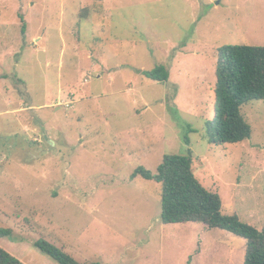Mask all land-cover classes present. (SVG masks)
Returning a JSON list of instances; mask_svg holds the SVG:
<instances>
[{
	"label": "rangeland",
	"instance_id": "rangeland-1",
	"mask_svg": "<svg viewBox=\"0 0 264 264\" xmlns=\"http://www.w3.org/2000/svg\"><path fill=\"white\" fill-rule=\"evenodd\" d=\"M264 47V0H0V247L56 264H242L245 240L160 222L163 156H192L223 214L264 224V100L211 145L217 48ZM162 66L163 82L145 72Z\"/></svg>",
	"mask_w": 264,
	"mask_h": 264
},
{
	"label": "trees",
	"instance_id": "trees-1",
	"mask_svg": "<svg viewBox=\"0 0 264 264\" xmlns=\"http://www.w3.org/2000/svg\"><path fill=\"white\" fill-rule=\"evenodd\" d=\"M213 117L205 125L209 144L219 146L244 142L251 136L250 126L241 107L251 101L264 100V47L225 45L217 48L215 63ZM145 77L163 82L168 73L157 66ZM140 176L161 185L160 222L167 224L198 223L207 230L227 231L245 240L242 264H264V224L243 223L235 214H223L219 196L203 188L192 169V156L166 154L156 171L138 167L132 178ZM0 228V238L9 236ZM35 247L56 264L79 263L62 249L40 239ZM0 264H24L0 247Z\"/></svg>",
	"mask_w": 264,
	"mask_h": 264
}]
</instances>
